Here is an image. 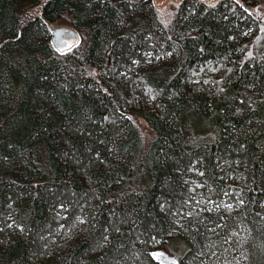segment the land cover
<instances>
[{"label": "trees", "instance_id": "obj_1", "mask_svg": "<svg viewBox=\"0 0 264 264\" xmlns=\"http://www.w3.org/2000/svg\"><path fill=\"white\" fill-rule=\"evenodd\" d=\"M260 8L0 0V264H264Z\"/></svg>", "mask_w": 264, "mask_h": 264}, {"label": "rangeland", "instance_id": "obj_2", "mask_svg": "<svg viewBox=\"0 0 264 264\" xmlns=\"http://www.w3.org/2000/svg\"><path fill=\"white\" fill-rule=\"evenodd\" d=\"M208 5H214L219 0H203ZM239 1V0H236ZM153 6L155 7L158 17L163 22L169 21L174 13L177 10V7L181 0H151ZM260 12L262 19L264 18V9L260 8L258 10ZM264 20V19H263ZM54 27H70L64 23L57 22L53 24ZM133 121L137 126L139 133L141 135L142 141L144 145H148L152 139L154 138L153 131L149 128L147 123L137 115L133 114ZM226 203V202H224ZM226 206L230 207V205L225 204ZM185 245L177 239L171 240L167 244L159 246V252L162 254V257L167 260V264H175L178 258L182 255L185 251Z\"/></svg>", "mask_w": 264, "mask_h": 264}, {"label": "water", "instance_id": "obj_3", "mask_svg": "<svg viewBox=\"0 0 264 264\" xmlns=\"http://www.w3.org/2000/svg\"><path fill=\"white\" fill-rule=\"evenodd\" d=\"M50 44L57 54H65L77 47L81 41L80 35L70 27H54L50 30Z\"/></svg>", "mask_w": 264, "mask_h": 264}]
</instances>
